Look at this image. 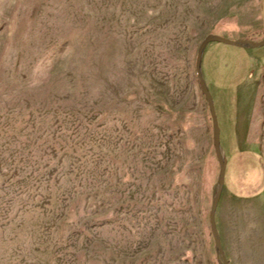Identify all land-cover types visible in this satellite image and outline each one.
<instances>
[{"label":"rangeland","instance_id":"rangeland-1","mask_svg":"<svg viewBox=\"0 0 264 264\" xmlns=\"http://www.w3.org/2000/svg\"><path fill=\"white\" fill-rule=\"evenodd\" d=\"M258 4L0 0V264H223L195 61L207 35L256 34ZM257 64L264 44L199 53L222 152L237 110L264 167ZM213 220L228 264H264V191L220 197Z\"/></svg>","mask_w":264,"mask_h":264},{"label":"crops","instance_id":"crops-1","mask_svg":"<svg viewBox=\"0 0 264 264\" xmlns=\"http://www.w3.org/2000/svg\"><path fill=\"white\" fill-rule=\"evenodd\" d=\"M258 30L256 36L253 35H235L224 36L229 39H246L252 41H258L264 36V0H259L258 4ZM210 42V41H209ZM242 47L252 49L253 47L240 43ZM250 57V56H249ZM252 59V57L250 58ZM264 65H256V68L263 67ZM249 71H247L248 74ZM234 120V134L236 135V143L234 144L231 156H225L222 152L220 145L221 158L223 159V178L220 188L218 199L224 195H230L238 200H248L257 198L264 191V167L261 162V158L256 151L251 147H248L239 135V119L238 111L236 110ZM230 162L229 176L227 186H225L224 175L227 167V163ZM218 180V176H217Z\"/></svg>","mask_w":264,"mask_h":264},{"label":"water","instance_id":"water-1","mask_svg":"<svg viewBox=\"0 0 264 264\" xmlns=\"http://www.w3.org/2000/svg\"><path fill=\"white\" fill-rule=\"evenodd\" d=\"M209 41H221V42H225V43H229V44L244 43V44H247L251 47H256V46H260V45L264 44V36L258 41H252V40H246V39H229V38L222 37L219 35H207L201 40V42L199 44L198 54H197L196 61H195V73H196V77L198 80V85H199L201 93L203 94V96L207 102L208 109H209V116H210L211 125H212V132H213V145H214V150L216 153V159H217L218 165H219L217 187H216L215 194H214L213 205H212V207L209 211V214H208V222H209V226H210L211 235H212V238L214 240V244L218 248L222 262H223V264H228L225 257H224V254L220 250V246H219L216 231H215L214 220H213V212H214L215 204L218 200L220 188L222 185L223 159L221 158L220 148H219V144H218V127L216 124L214 108H213L212 102L210 100V96L206 90V85L202 79V76L200 73V67H199L200 50Z\"/></svg>","mask_w":264,"mask_h":264}]
</instances>
